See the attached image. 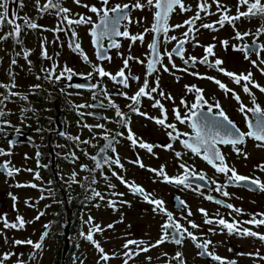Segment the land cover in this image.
Masks as SVG:
<instances>
[{
  "label": "flooded vegetation",
  "instance_id": "flooded-vegetation-1",
  "mask_svg": "<svg viewBox=\"0 0 264 264\" xmlns=\"http://www.w3.org/2000/svg\"><path fill=\"white\" fill-rule=\"evenodd\" d=\"M45 2L46 0H40L41 5ZM60 2L62 7L69 8L68 3L72 2V0H60ZM183 2L191 7V11L181 12L177 8L170 17V25L183 24L185 20L194 16L200 0H183ZM134 3L135 0H109L108 4L109 8L117 4H128L130 6L129 15L132 23L122 22L120 30L123 31L126 25L127 30L132 35L143 33L145 28L151 27L152 23V13L147 9L141 11L131 8ZM208 3L211 5L209 11L214 14L205 15L202 12V19L196 21L197 28L202 23H214L220 18V13L212 0H208ZM220 3L222 2L220 1ZM102 6L101 0L97 1L96 7ZM240 10L245 11L246 7H241ZM13 12H18L20 17L28 16L42 27L37 29L25 28L20 35V39L23 41L22 45L16 43L11 37L0 41V83L11 84L12 80L9 75L11 71L17 85L11 91L28 97L27 100H21L19 96H12L9 101H5L3 107L6 115L0 118V129H2L0 130V150L11 153V155L0 156V164H3L4 161H10V166L20 169V172L13 177H7L3 171H0V216H6L9 222H14L19 215L26 221L25 227L20 230L4 229L3 223L0 222V233H2L0 234V255L5 252L17 254L12 256V260L6 261L5 264H16L18 256L24 261L22 256L25 248L29 249L25 264H34L38 261L47 264H87L90 252L96 254V256H100V254L80 233L82 231L84 233L88 232L89 225L84 222L88 220L89 216L94 219L97 212L99 221H102L104 217L106 219L110 217L105 224H99L102 228L110 230V233H120L118 237H112L109 232L104 236L105 230L94 234V239L104 250L108 248L118 249V246H120L124 253L126 250L122 246L126 239L155 243L161 237V226L167 222V216L158 210L154 212L155 205L147 203L138 194L134 195L128 187L121 183L118 177H123L129 182L142 186L150 194L151 198L162 200L163 207L167 212L172 213L174 220L198 238L196 241L185 238L181 245L165 241V243L152 248L149 252H142L132 258L131 264H137L136 258L144 259L148 264H178L176 260L172 259L177 251L183 253L184 264H218L210 256L198 255L201 250L197 249L195 245L196 243H202L203 240L212 241L208 249L209 252L225 258L227 261L243 264L242 258L249 255H247L248 252L242 251L241 246L236 244V242L242 240L264 244V242L253 237L242 238L235 234L228 235L226 230L222 231L221 227L215 223L211 225L205 224L204 220L206 217L199 211L204 209L207 212V218L214 221L220 217L229 222L233 219L246 221L251 219L252 214L264 213V192L250 191L247 186L228 182L227 177L223 173H217L202 156L194 155L191 151L185 149L178 140L175 142L171 141L167 135V132L171 131V129H165L157 125L153 120L132 113L128 107L132 102L126 99L125 96L118 94L125 93L130 97L143 85L146 63L149 58L147 55L149 52L148 44L153 40V33H146L143 43L136 41L133 44L127 38L117 37V42L121 45L119 49L109 48L108 41L105 40L106 54L111 59L98 60L97 51L92 44L91 36L89 35V40L90 50L92 51L88 55V48L84 49L77 37L78 27L81 25L73 24L69 26L67 22H62L55 15V10L41 14L36 9V0H24V6L20 8L16 3ZM228 14L235 15L236 11H229ZM69 15L70 19H78V16ZM94 15L92 20L97 21L98 18L96 14ZM16 22L23 24V20L20 19H17ZM261 24H264V21L258 18H241L236 22L235 30L227 23L223 28L216 25L217 31L200 28L198 32L194 33L195 41H190L184 45L186 50L184 56L185 58L190 56L202 58L205 55L204 46L215 44V56L209 57L210 61L219 58L224 62L221 67L236 74H247L250 71L253 74L252 80L264 86V74H261L259 70V68H264V64L260 63L261 60H264V50L260 51L259 57L253 52L250 54V59L246 60L243 52L234 51L231 47L232 45L243 47L246 43L252 44L253 39H256L255 36L249 35L244 37L243 40H237L234 38L236 30L241 33H255ZM57 26L62 27L64 31H51ZM82 26L85 29V33L89 34L91 25ZM73 29L76 32V37L71 35ZM186 30L187 26L177 28L169 31L168 36H176L178 40L183 39L182 33ZM9 31H11V28L4 26L0 30V35H4ZM25 34H29L30 37H24ZM214 37L215 39H213ZM71 39H75L80 43L83 52L88 57V62L83 60L79 52L69 48ZM224 40L229 42L227 49L221 44V41ZM160 41L159 51L162 54L165 51L170 52L177 46V41L170 40L165 43L162 36ZM42 42L52 59L41 58ZM257 43L264 45V34L259 36ZM57 44L60 48H66L71 63L72 60L80 62L77 68H71L73 70L72 75L87 77L92 81L90 87L76 88L75 85L78 84L69 83L66 78L67 73L59 82H50L43 78L37 79V76L43 77L45 75L41 69L53 68L54 64L55 66L60 65L58 66L59 68L55 67V72L59 74L66 67V58L62 60V63H59L56 58V55L60 54V51L56 49ZM197 44L199 46H196ZM24 50H30L28 60L23 57ZM17 53L20 54L17 55ZM129 56L144 60L145 63L140 64L136 60H129L128 68L124 69L125 74L131 73L132 76L139 77V80L135 81L129 77L128 88L113 82L109 77L102 78L94 71L91 72L93 73L91 77L87 75L90 73L87 69L88 64L99 65L105 71L115 75L124 67L123 61ZM13 59L17 61L15 65L11 63ZM172 60L177 68L173 69L167 56H164L162 63L168 66L170 71L164 72L163 68L157 65L158 72L148 77L149 86L154 87L155 79L158 76V91L170 94L173 98L169 100L161 97L158 93H153L155 99L160 100L167 111V123L176 124L178 131L181 133L192 134V130L186 124H180L176 121L173 109H178L182 115L185 113L186 109L180 103L181 99L191 104L195 98L194 92L187 91L185 86L195 85L203 89L204 98L209 104H215L217 101L220 103L222 109L236 127L243 132L249 130L245 114L238 110L239 104L232 98L231 93L226 95L212 80L201 79L189 73L195 71L199 72L201 76H211L219 79L229 89L234 90L246 106L252 107L251 98L242 90L243 81H241L240 85H237L231 78L224 76L219 71L199 63L195 67L189 64L187 66L189 71L183 72L179 70L185 67L183 61L175 54ZM252 60L257 61L259 68L252 65ZM28 61H31V64ZM78 80L80 79L78 78ZM36 84L41 85V87L36 89L35 93H32L30 86ZM92 85H96V87H92ZM249 87L254 93L257 103L264 108V93H261L251 85ZM62 89L63 91H61ZM105 92L107 95H105ZM0 93L8 94L4 88H0ZM109 98L119 107L122 113L128 114L130 117L127 127L116 123L118 118L115 116V109L109 107ZM153 102L147 97H142L140 110L151 117H160L161 111L159 108L152 106ZM81 104L92 106L79 109L75 107ZM24 108H31L33 111L22 112L21 110ZM203 110L207 111V108L205 107ZM89 113L94 115H89ZM248 116L252 118L250 113ZM3 121H8L9 124H4ZM84 124L105 125V129L109 130V135L115 136L116 141H118L114 143L116 152L113 153L108 150L106 153H100V149L106 143L102 138L104 130L93 128L92 131H89L83 127ZM17 128L20 130L19 132L16 131ZM129 128L136 137L144 142L153 145L172 143L173 149L165 150L161 147H154L153 153L150 154L147 150L138 146L133 147L127 139ZM60 133H65V135H60ZM117 133H123V135H116ZM77 136L80 137V140H90L91 143H78L68 138ZM93 136L97 138L92 139ZM10 141L13 142L11 145ZM257 143L254 139L246 137L245 143L237 146L243 153L247 154V159H245L244 155H238L233 151L231 145L221 144L218 145V148L225 156L226 163L230 167H234L238 174L249 176L250 178H258L264 182V172L257 167L264 164V147H257ZM176 151L182 153L181 159H177L175 156ZM37 152H39V156H37ZM72 153H75V156L78 157L74 162ZM98 153L101 156L106 154L113 159L118 156L120 163L123 165V168L117 165H106L94 173L97 183L92 185V187L104 195V200L99 198L87 199L86 197L91 196L90 191H86L80 184H72L69 187L67 183L68 178L75 171L78 174L76 179L81 183L87 184L83 178L88 177L90 180L93 174L88 171H82L81 165H87L89 169L94 168L95 163L90 157L96 156ZM137 157L145 165L144 168L132 163ZM181 162L188 165L190 170H194L196 174L204 175L205 180L197 179L190 172L189 184L191 186L184 187L167 183L161 177H157L153 172L148 171V169H159L163 165L168 176L176 177L184 172L183 169L179 168ZM27 169H32V171L29 172ZM35 173H39L40 179L35 178ZM113 173H116V175H113ZM17 184H36L37 187H16ZM157 184L159 185L156 186ZM109 185H114L115 187L109 188ZM197 185H200V187L197 188ZM218 185H225L223 191H227L230 195L224 197L221 193L216 192L215 188ZM113 192L123 193V195H112ZM10 193L11 195H9ZM42 195L45 197L44 199H40ZM12 196L17 197L15 202L12 200ZM208 196H212L213 199H207ZM109 200L115 201L114 207L108 206L107 202ZM179 200H183L186 207H182L179 204ZM216 200H220L222 203L217 204ZM25 201H28L33 206H27ZM122 201L127 203H122ZM229 203L234 205L235 208L242 209V214L238 215L224 206ZM41 211L45 214L39 220H34ZM126 211H128V214ZM189 211L192 213L191 216H188ZM29 213H32L31 217L28 216ZM128 217L131 220H127ZM112 218L115 219V224ZM259 218L257 217V219ZM125 220L130 221L128 230H126V226L122 225ZM29 221L34 222L29 223ZM189 221L196 223L199 227L191 228ZM45 224L49 225V235L45 238L41 250H34L30 245L26 244L19 246L13 244V241L17 239L39 241L41 234L45 231ZM109 224H113L114 227L107 228ZM242 227L264 234V226L256 227L244 224ZM210 228L214 229V232H210ZM5 237H7V242H5ZM66 239L68 240V247L62 261ZM10 243L11 246H9ZM130 247L135 248V246ZM34 251L36 258L30 260L29 256ZM152 253L154 254L153 256ZM164 253H167V256L162 255ZM240 253L245 255H240ZM148 257H151V261L147 259ZM123 258L127 259L124 255ZM100 264H105V262L100 261Z\"/></svg>",
  "mask_w": 264,
  "mask_h": 264
},
{
  "label": "snow or ice",
  "instance_id": "snow-or-ice-1",
  "mask_svg": "<svg viewBox=\"0 0 264 264\" xmlns=\"http://www.w3.org/2000/svg\"><path fill=\"white\" fill-rule=\"evenodd\" d=\"M13 2L18 4V7L22 8L24 6V0H13ZM73 2L79 6H82L91 13L96 14L97 21H93L91 16H85L82 14H78V19H70V12L71 10L67 7H62L60 0H46V2L41 5L40 0H36V9L39 13H48L52 10H55V15L60 18L62 22H67L69 26L71 25H91L89 35L92 38V44L97 51V58L98 60H110L111 57L106 54V49L104 45V41H108L109 48H117L121 47L120 43L117 42V37H124L129 39L133 44L136 41H140L143 43L144 36L146 33L151 32L153 33V40L151 43L148 44V59L146 63V74L144 83L142 86L139 87L138 91L135 92L134 95L128 97L125 93H118L119 95L125 96L126 99H129L132 103L128 105L130 111L134 114L143 116L147 119L153 120L157 125L164 127L165 129H171V131L167 132L169 139L173 142L179 141L183 147L194 155L202 156V158L211 165L217 173H223L227 177V181L235 184V185H244L249 188L250 191H260L264 192V182L260 181L258 178H250L249 176L240 175L237 173L234 167H230L225 160V156L222 154L218 145H231L233 151H235L238 155H244L245 159H247V154L243 153L242 150L237 147L238 145H242L245 143V139L252 138L257 141V147H264V108H262L256 101V97L254 93L251 91L249 85L253 88H257L261 93H264V86L259 85L258 83L252 80V72H248L247 74L240 73L236 74L230 71H227L225 68L221 67L224 63L221 59L217 58L214 61H210L209 57L215 56L214 48L216 47L215 44H209L204 46L205 55L202 58H197L195 56H190L185 58V48L184 45L190 41H195V32H198L200 28L208 29L212 31H217L218 28L216 25H219L220 28H223L225 24H229L235 30V24L241 18L251 19V18H258L261 21H264V2L262 0H237V11L235 15H229V9L223 7L220 4V0H212V2L216 5L217 11L220 13V18L215 21L214 23H202L199 25V28L196 27V21L202 19L201 13L203 12L205 15H212L209 11L211 5L208 3V0H200L197 4V10L194 16L190 17L189 19L185 20L183 24H176L170 25L169 20L171 15L176 11L177 8L181 12L191 11V7L186 5L183 0H135V3L131 5V8L138 9V10H149L152 13V23L150 28H145L143 33H139L136 35L130 34L127 30V26H124V30L121 31L122 22L127 21L128 23H132V20L129 15L130 6L128 4L124 5H115L111 8L108 7L109 0H101L102 7H96L95 5H87L82 4L81 0H73ZM241 7H246L245 11H241ZM17 19L23 20V24L17 23ZM139 22V21H138ZM4 26H9L11 31L5 33L4 35H0V41H4L9 39L10 37L16 41V43L21 44L23 41L20 39L21 32L26 29H37L41 28V25H38L28 16L20 17L18 12H13L12 16H9V0H0V30L3 29ZM187 26V30L182 33L183 39H177L176 36H168L169 31H173L177 28H183ZM54 32L64 31V29L60 26H57L55 29H51ZM261 34H264V24L256 30L255 33L251 32H244L241 33L238 30L235 32V39L243 40L244 37L253 35L256 39H253L252 44H244L243 47H237L236 45H232V49L234 51L243 52L244 58L246 60L250 59V54L255 53L257 57L260 56V51L264 50V45H260L257 43V40ZM72 37H76V32L73 29L71 31ZM161 36L164 38V42L167 43L168 41H177V46L173 48L170 52L165 51L163 54L159 51V44ZM215 39V37L213 38ZM221 44L227 49L229 47V42L227 40L221 41ZM196 46H199L198 44ZM131 47V45H130ZM69 48H71L75 52H79V54L83 57L85 62H88L87 55L83 52L81 45L75 39H73L69 43ZM20 53H17L19 55ZM178 56L184 63L185 67L179 69L183 72H188V65L191 64L193 67L197 63L207 65L209 68L215 69L222 73L224 76L229 77L232 81L240 85L241 81H243L242 90L245 94H247L251 98L252 107L246 106L240 96L234 92V90L229 89L224 83H222L219 79L211 76H201L199 72H190L189 74L198 76L201 79H209L212 80L226 95L228 93L232 94V98L237 101L239 104V111L242 114H245V120L248 127L247 132L241 131L236 125L229 119L226 115L224 110L222 109L220 103L217 101L215 104H209L208 101L204 98L203 89L196 87L195 85H186L185 88L187 91L194 92L195 98L191 104H188L185 100L181 99L180 103L186 109L185 113L182 115L181 112L174 108L173 113L175 116L176 121L180 124H186L191 130L192 134L189 133H181L178 131L176 124L174 123H167V111L164 108V105L160 102V100L155 99L153 93H158L161 97L165 99H173L170 94H165L163 91L159 90V77L157 76L155 79V86H149L148 77L152 76L154 73L158 72L157 65L163 68L164 72H169L170 69L168 66L163 65L162 60L164 56H167L169 63L171 64L172 68L175 69L177 66L172 60L173 55ZM30 55V50H24L23 57L25 60H28ZM41 58L42 59H52L47 53L46 48H44V43L41 44ZM129 60H136L140 64H144V60H140L137 57L129 56L124 59L123 64L124 67L119 70L115 75L107 72L104 70L103 67L99 65L93 66V71L99 75L100 77H109L113 82L121 84L124 88L129 87V77L132 80L138 81L139 77L132 76L131 73L128 75L125 74L124 69L128 68ZM31 64V61H28ZM13 65L17 63L15 59L11 62ZM252 65L254 67L259 68L257 61L252 60ZM261 64H264V60L260 61ZM55 64L53 68L50 69H41L42 72L45 73L43 77L37 76V79H45L48 81H55L59 82L62 78L65 77V73H67V79H72L73 70L71 68L65 67L63 71L59 74L55 72ZM261 74H264V68H259ZM11 77V84H2L0 83V88H4L7 90L8 94L4 95L0 93V118H3L6 113L4 111L5 101H9L12 96H19L21 100H27L28 97L26 95H22L17 92L11 91V89L17 87L15 83V78L12 75L11 71L9 72ZM88 77H91L93 73H88ZM119 77V79H118ZM41 85L36 84L30 86V91L35 93L36 89H39ZM76 88L84 87L83 85H75ZM92 87H96V85H92ZM63 91V89L61 90ZM105 95L107 93L105 92ZM147 97L150 100H153V107L159 108L161 111L160 117H151L146 112H142L140 110L141 105V98ZM95 98V97H94ZM92 105H76V108H84V107H91ZM103 107V105H101ZM109 107L115 109V116L118 118L116 123L123 125L125 127L128 126L130 122V117L128 114L122 113L119 107L111 101L109 98ZM207 108V111H204V108ZM215 109V111H214ZM22 112L33 111L31 108H24L21 110ZM251 114L252 118H249L248 114ZM83 115V114H81ZM89 115H94L89 113ZM4 124H9L8 121H3ZM10 126V125H9ZM84 128H87L89 131H92L93 128L102 129L103 135L102 138L106 141L103 148L100 149V153H106L108 150H111L113 153L116 152L114 147V143L116 141L115 136L109 135V130L105 129V125L103 124H96V125H88L84 124ZM2 130V129H0ZM17 132L20 130L17 128ZM39 131V129H37ZM60 135H65V133H60ZM116 135L122 136L123 133H117ZM184 137V138H182ZM72 139L74 142L83 143V144H90V140H80V137H68ZM96 136H93L92 139H96ZM127 139L131 142L133 147H139L141 149L147 150L148 153H153L154 147H161L165 150H172L173 144L168 143L164 145H153L147 142H144L142 139L136 137L134 133H132L131 129H128ZM10 145L13 142H9ZM98 153L96 156H91L90 158L94 161L95 167L89 169L87 165H81L82 171H88L92 173V178L89 180L88 177H84L83 180L87 182V184L81 183L76 179L77 173L75 171L72 172L71 176L68 178L67 183L69 187L72 184H80L81 187L85 188L86 191L91 192V196L86 197L87 199H95L99 198L100 200H104V195L97 191L95 188L92 187L95 183H97L95 179L94 173L97 170L102 169L104 166H111L117 165L123 168V165L120 163L119 157L111 158L106 154L101 156ZM87 155V153H85ZM3 155H11L10 152H5L0 150V156ZM73 157V162L78 157L75 156V153L71 154ZM37 156H39V152H37ZM175 156L177 159H181L182 153L179 151L175 152ZM133 164L138 165L141 168H144L145 165L140 161L139 157L135 161H132ZM10 161H4L3 164H0V171H3L7 177H13L15 174L20 172V169L15 168L14 166H10ZM258 169L264 172V164L258 165ZM179 168L183 169L184 172L182 175L176 177H170L166 174L165 168L162 165L159 169H148V171L153 172L157 177H161L163 181L182 185L184 187H190L189 184V174L191 172L192 176H195L197 179L203 181L205 180L204 175H198L195 173L194 170H190L189 166L185 163L181 162L179 164ZM27 171L31 172L32 169H27ZM230 173V174H229ZM116 175V173H113ZM35 178L40 179L39 173H35ZM122 184L129 188V190L134 195H140L143 197L144 201L149 204L155 205L153 211H159L167 216V222L164 223L162 228V234L160 239H158L155 243H148L143 240H134V239H126L125 243L123 244V248L126 250L123 255L127 257L124 260L123 264H128V260L134 258L135 256L140 255L142 252L147 253L152 248H156L159 245L165 243V241L173 242L177 245H181L185 238H190L193 241H196L198 238L187 228H184L179 222L175 221L173 218L172 213L167 212L166 209L163 207V201L158 199L151 198L150 194L145 191L142 186L136 185L134 182H129L125 180L123 177H118ZM107 179V177H105ZM51 183V182H50ZM213 183H215L213 181ZM16 187H32L36 188V184L30 185H22L17 184ZM114 185H109V188H114ZM200 185H197L199 188ZM225 185H218L215 188L216 192L221 193L224 197H228L230 194L227 191H223ZM11 195V193L9 194ZM112 195H120L122 196L123 193H115L113 192ZM45 197L42 195L40 199H44ZM207 199L212 200V196H208ZM12 200L15 202L17 200L16 196H12ZM217 204L222 203L220 200L215 201ZM26 205L32 207L33 205L30 204L28 201H25ZM109 207H114L115 201L109 200L108 202ZM122 203H127L126 201H122ZM179 204L182 207H186V204L183 200H179ZM98 206V205H97ZM227 208L231 209L238 215L242 214V209L235 208L232 204L224 205ZM204 216L206 217L204 220L205 224H217L221 227V230H226L228 235H237L242 238L244 237H253L259 239L261 242H264V234H260L256 231H252L250 228L242 227L244 224L253 225L256 227L264 226V213H256L252 214L251 219L246 221H238L233 219L231 222L225 220L223 217L216 219L207 218V212L204 209L199 210ZM44 212H39L38 215L34 218V220H39L41 216H43ZM191 211L188 212V216H191ZM257 217H260L257 219ZM0 222L3 223L4 229H16L20 230L25 227L26 221L22 216H17L14 222H9L6 216H0ZM34 221H29V223ZM122 222V221H121ZM85 224L89 225V229L87 233L83 231L80 235L90 242L99 252V260L97 264H100V261L107 262L113 258L110 257L108 253L105 252L103 247L94 239L95 233H101L105 229L102 228L99 224L93 223V218L89 216L88 220L84 222ZM190 227L195 229L198 228L199 225L196 223L189 221L188 222ZM113 224L107 225V228H113ZM45 231L41 234L39 241H32L31 239L28 240H14L13 244L15 246L19 245H30L34 250H41L43 248V242L45 238L49 235L48 229L49 225H44ZM171 230V231H170ZM210 232H214V229H209ZM2 234V233H0ZM5 242H7V237H5ZM212 244L210 240H203L202 243H196V248L200 249L201 251L198 253L200 256H210L212 260L217 261L218 264H236L235 261H227L225 258H222L218 255H215L213 252H209V246ZM130 246H135V248H131ZM231 251V249H230ZM17 255L13 252H5L0 255V264H5L6 261L10 260L12 256ZM115 255V254H113ZM167 256V253L162 254ZM240 255H245L244 253H240ZM249 256L259 257L260 259L264 260V256H260L259 251L256 253H248ZM36 258L35 251L30 254L29 259L34 260ZM151 261V257L147 258ZM172 259L176 260L178 264H184L183 260V253L177 251L175 256ZM16 264H25V261L21 260L19 256L17 257Z\"/></svg>",
  "mask_w": 264,
  "mask_h": 264
},
{
  "label": "rangeland",
  "instance_id": "rangeland-1",
  "mask_svg": "<svg viewBox=\"0 0 264 264\" xmlns=\"http://www.w3.org/2000/svg\"><path fill=\"white\" fill-rule=\"evenodd\" d=\"M97 1L99 0H81V3L82 4H87L89 6L91 5H95L97 4ZM222 3H220L223 7L227 8L230 10V12H233V11H237V0H220ZM15 2H13V0H9V16L11 17L12 16V11L15 10ZM68 6H69V9L71 10L70 14L73 15V16H78L79 18V15L78 14H82V15H85V16H91V17H94L95 15L92 14L90 11H88V9L82 7V6H79L77 4H75L72 0V2H69L68 3ZM40 22H42L40 20ZM24 37H30L29 34H25ZM77 37H78V41H80V43L83 45V48L84 49H87L88 48V55H90V52L92 50H90V40H89V34L88 33H85V29L84 27L81 25L78 27V33H77ZM58 43V42H57ZM56 49L60 51V54L56 55V58L58 60L59 63H62V60L66 58V67L68 68H77L79 65H80V62H75L76 60H72V63L70 61V57H69V53L67 52L66 48L63 47V48H60L58 46V44L56 45ZM57 67L60 66V65H56ZM93 65L91 64H88L87 66V69H88V72H92L93 71ZM59 68V67H58ZM80 68V67H79ZM95 78V77H94ZM159 184H157L156 186H158ZM127 214H128V211H126ZM95 213V212H94ZM31 214L32 213H29V217H31ZM110 217H108V219H106L105 217L103 218L102 221H99V218H98V212L96 213V217L93 219V223H97V224H105V222H107V220H109ZM113 220V223L115 224L116 221L114 218H112ZM131 218L128 217L127 220ZM125 220V222L122 224L124 226H126V230H128V223L130 221H127ZM106 232L103 234L104 236L107 235L109 232V234H111V236H115V237H118L119 236V232L117 233H110V230H105ZM236 244H239L241 246V250L242 251H245V252H248V253H256L257 251H259V254L260 256H264V244L261 245L260 243H251V241H242L240 240V242H236ZM9 246H11V243L9 244ZM110 249V250H108ZM105 250V252H107L109 254L110 257H113L111 258L107 264H123L124 262V258H123V250L120 246H118V249H111V248H108ZM29 249L28 248H25L24 249V253H23V256H22V259L27 260V253H28ZM154 253V252H153ZM152 253V256L154 255ZM247 253V254H248ZM115 254V255H113ZM89 261L87 262V264H97V261L99 260V255L96 256V254H93L92 252L89 253ZM242 257V256H241ZM12 260V259H11ZM46 260V259H45ZM137 261V264H148V262H145L144 259H138L136 258L135 259ZM243 260V264H264V260L260 259L259 257H255V256H244V258H242ZM255 260V261H253ZM132 262V259H129L128 260V264H131ZM34 264H47V263H44L42 261H38ZM152 264H155V263H152Z\"/></svg>",
  "mask_w": 264,
  "mask_h": 264
},
{
  "label": "water",
  "instance_id": "water-1",
  "mask_svg": "<svg viewBox=\"0 0 264 264\" xmlns=\"http://www.w3.org/2000/svg\"><path fill=\"white\" fill-rule=\"evenodd\" d=\"M73 39H71L72 41ZM78 78L80 80H78ZM69 83H72V84H79V85H83L84 87H90L91 84H92V81L89 80L87 77H80L79 75H72V79L69 80ZM67 247H68V240L66 239V242H65V246L63 248V253H62V261L65 257V254H66V251H67Z\"/></svg>",
  "mask_w": 264,
  "mask_h": 264
}]
</instances>
